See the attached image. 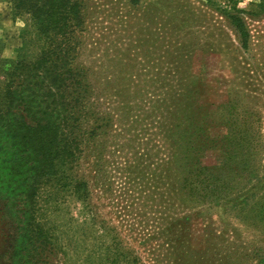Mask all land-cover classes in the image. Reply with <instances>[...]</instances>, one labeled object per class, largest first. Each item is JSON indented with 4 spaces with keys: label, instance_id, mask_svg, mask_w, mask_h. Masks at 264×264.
I'll return each mask as SVG.
<instances>
[{
    "label": "rangeland",
    "instance_id": "rangeland-1",
    "mask_svg": "<svg viewBox=\"0 0 264 264\" xmlns=\"http://www.w3.org/2000/svg\"><path fill=\"white\" fill-rule=\"evenodd\" d=\"M74 1L89 98L69 190L34 203L47 264H262L264 0ZM26 26L0 0L3 59Z\"/></svg>",
    "mask_w": 264,
    "mask_h": 264
},
{
    "label": "trees",
    "instance_id": "trees-1",
    "mask_svg": "<svg viewBox=\"0 0 264 264\" xmlns=\"http://www.w3.org/2000/svg\"><path fill=\"white\" fill-rule=\"evenodd\" d=\"M5 1L13 18L26 17L27 26L17 57L8 61L0 54V264H47L60 248L59 237L38 219L34 203L69 190L67 170L81 152L83 115H75L89 95L74 72L76 86L67 85L76 49L71 25L80 24L81 5Z\"/></svg>",
    "mask_w": 264,
    "mask_h": 264
}]
</instances>
